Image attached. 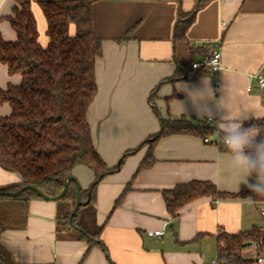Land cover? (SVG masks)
Returning a JSON list of instances; mask_svg holds the SVG:
<instances>
[{
	"label": "crops",
	"instance_id": "1",
	"mask_svg": "<svg viewBox=\"0 0 264 264\" xmlns=\"http://www.w3.org/2000/svg\"><path fill=\"white\" fill-rule=\"evenodd\" d=\"M199 2L94 0L93 28L103 40V54L96 59L98 93L88 110L92 138L110 167L135 150L99 182L95 200L85 204L93 208L92 220L79 213L80 226L99 231L103 246L90 248L77 230L63 227L62 217L74 207L71 199L35 196L25 225L1 235L16 264H215L216 237L222 230L264 229V201L251 195L201 196L185 204L177 218L167 209L163 191L192 180L212 181L223 191L250 190L232 154L213 142L217 131L210 142L196 134L162 136L153 145L152 165L139 170L162 118L186 117L182 105L194 110L180 89L184 85L209 84L208 104H221L233 117H264V92L258 82L264 74V0ZM15 5V0H0V37L5 40L17 38L7 18ZM32 9L45 45L46 17L37 2ZM193 10L185 37H177L178 24L185 19L180 15ZM202 46L221 50L222 68L215 75L196 70L189 76L192 63L205 59L194 50ZM21 81V74H10L0 62V89ZM11 112L9 102L0 104V115ZM73 175L83 190L95 178L84 164L77 165ZM20 180L18 172L0 166V186ZM248 182L255 180L249 177ZM155 230L163 234H151ZM242 253L254 259L264 255L254 245Z\"/></svg>",
	"mask_w": 264,
	"mask_h": 264
},
{
	"label": "trees",
	"instance_id": "2",
	"mask_svg": "<svg viewBox=\"0 0 264 264\" xmlns=\"http://www.w3.org/2000/svg\"><path fill=\"white\" fill-rule=\"evenodd\" d=\"M13 13L7 16L16 31L15 40L0 37V62L10 74L22 76L20 84H9L0 89V104L9 102L12 112L0 115V166L20 174L19 182L0 186V191H16L34 184L48 195L62 192L66 178L73 175L79 164L94 171L91 185L83 190L82 201L93 202L99 182L116 171L120 163L110 167L99 154L88 120V110L98 93L96 59L103 54V40L93 28L92 7L94 0H15ZM207 0H200L202 6ZM37 2L47 20V43L40 41V32L32 3ZM177 37H185V31L195 17V11L181 14ZM194 49V48H193ZM207 56L208 47L197 49ZM264 92V87H262ZM244 128L256 127L260 131L257 141L264 139V117L243 122ZM216 130L210 120L162 118L160 130L152 135V143L142 159L139 170L154 162L153 145L162 136L170 134H196L209 138ZM149 142V141H146ZM222 144L219 134L216 140ZM78 191L74 179L68 180L63 198L76 203ZM166 206L173 218L188 202L201 196L228 198L251 195L264 201V195L250 190L229 192L220 190L212 181L192 180L179 183L163 191ZM40 196L27 188L17 195L0 193V264H16L11 252L1 241L4 231L25 225L29 201ZM82 205L71 216L62 217L65 229L77 230L79 237L89 247L103 246L99 231L91 232L80 226L79 213ZM217 258L215 264H256L257 259L247 258L242 250L253 242L264 251V229L253 227L232 233L222 230L216 237Z\"/></svg>",
	"mask_w": 264,
	"mask_h": 264
},
{
	"label": "clouds",
	"instance_id": "3",
	"mask_svg": "<svg viewBox=\"0 0 264 264\" xmlns=\"http://www.w3.org/2000/svg\"><path fill=\"white\" fill-rule=\"evenodd\" d=\"M208 85L203 82L202 88L187 85L180 88L186 91L194 104L193 111L182 105L183 115L210 120L219 134L220 142L232 154L234 167L244 173L243 183L253 193L264 195V139H256L260 131H253L256 127H243V121L248 115L233 117L221 104L214 102V106L209 105ZM249 177L254 178L255 183H249Z\"/></svg>",
	"mask_w": 264,
	"mask_h": 264
},
{
	"label": "built area",
	"instance_id": "4",
	"mask_svg": "<svg viewBox=\"0 0 264 264\" xmlns=\"http://www.w3.org/2000/svg\"><path fill=\"white\" fill-rule=\"evenodd\" d=\"M192 68H193V72H191V74H189V76H193V73L196 70H205L207 73H209L211 75L217 74L222 68V52H221V50L218 48L210 47L208 49V54L205 57V59L202 61L193 62ZM258 82H259V86L264 87V74L259 75ZM204 140L206 142L211 141L210 138H208V137L205 138ZM262 214L264 216V208H262ZM151 234L162 235L163 231L162 230H155V231H151ZM252 245L259 247V243H257V242H253ZM257 261L259 263H263L264 262V255L258 256Z\"/></svg>",
	"mask_w": 264,
	"mask_h": 264
},
{
	"label": "water",
	"instance_id": "5",
	"mask_svg": "<svg viewBox=\"0 0 264 264\" xmlns=\"http://www.w3.org/2000/svg\"><path fill=\"white\" fill-rule=\"evenodd\" d=\"M69 179H74L76 181V183H77V186H78V191H77V195H76V203H75V205H74V207H73V209L71 211V216H73L76 213V211L79 209V207L81 205H83V201L81 199V186H80V183L78 182L77 178L74 175H71V176L66 178V183H65L64 189L62 190L61 193H59L58 195H54V196L46 194L45 192H43L39 187H37L34 184H27V185L19 188L16 191H0V193L1 194L17 195V194L21 193L23 190H25L27 188H31V189L35 190L41 197H44L46 199L59 200V199L63 198V196L65 195V193L67 191V186H68V180ZM89 202H90V197L84 202V204L89 203Z\"/></svg>",
	"mask_w": 264,
	"mask_h": 264
},
{
	"label": "rangeland",
	"instance_id": "6",
	"mask_svg": "<svg viewBox=\"0 0 264 264\" xmlns=\"http://www.w3.org/2000/svg\"><path fill=\"white\" fill-rule=\"evenodd\" d=\"M62 199V198H61ZM65 199V198H64ZM84 202L85 201H83V205H82V208H81V217L84 215L85 216V214L87 215V217L90 219V220H92V218H91V213H92V211H93V208H91V206H88V205H85L84 204ZM72 211V210H71ZM81 219V218H80ZM80 221V220H79ZM86 226H89V220H88V222H86V224H85ZM257 262V261H256Z\"/></svg>",
	"mask_w": 264,
	"mask_h": 264
}]
</instances>
